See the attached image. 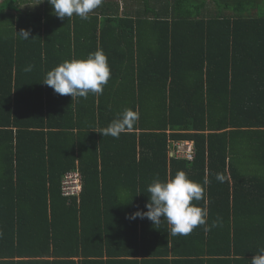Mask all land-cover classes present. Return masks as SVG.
Masks as SVG:
<instances>
[{
	"label": "trees",
	"instance_id": "trees-1",
	"mask_svg": "<svg viewBox=\"0 0 264 264\" xmlns=\"http://www.w3.org/2000/svg\"><path fill=\"white\" fill-rule=\"evenodd\" d=\"M129 1L61 19L47 0H0V264H250L264 248V0ZM97 49L102 94L43 83ZM128 108L134 126L103 136ZM187 141L192 161L169 156ZM179 170L204 186L193 203L210 230L130 219ZM72 172L82 190L69 196Z\"/></svg>",
	"mask_w": 264,
	"mask_h": 264
},
{
	"label": "clouds",
	"instance_id": "clouds-1",
	"mask_svg": "<svg viewBox=\"0 0 264 264\" xmlns=\"http://www.w3.org/2000/svg\"><path fill=\"white\" fill-rule=\"evenodd\" d=\"M53 8V14L57 17L70 19L73 15L81 19H88L89 13L98 8L103 0H47ZM22 39L30 40V30L24 29L17 33ZM32 66L25 68L31 71ZM111 76L108 57L103 49H97L89 53L86 58L65 60L46 74L44 84L53 88L59 95H71L87 98L89 93L102 94ZM139 119L138 110L125 109L118 114L110 124L103 129V136L110 135L119 138L126 130L131 129ZM216 179L224 181L222 173H218ZM207 184V180L204 182ZM149 202L147 211L138 210L131 214L130 219L147 218L154 224L166 219L169 226V234L172 236H187L198 226L203 225L207 233L210 227L207 225L208 210L193 203L204 196V186L193 181L185 171L179 170L174 177L161 180L157 176L147 188ZM217 226L214 221L212 227ZM250 264H264V248L259 249L250 260Z\"/></svg>",
	"mask_w": 264,
	"mask_h": 264
},
{
	"label": "built area",
	"instance_id": "built-area-1",
	"mask_svg": "<svg viewBox=\"0 0 264 264\" xmlns=\"http://www.w3.org/2000/svg\"><path fill=\"white\" fill-rule=\"evenodd\" d=\"M195 156L194 144L192 142H175L170 151L171 158H184L193 160ZM81 174L78 172L68 173L64 178L63 189L65 195L74 196L82 190Z\"/></svg>",
	"mask_w": 264,
	"mask_h": 264
},
{
	"label": "rangeland",
	"instance_id": "rangeland-1",
	"mask_svg": "<svg viewBox=\"0 0 264 264\" xmlns=\"http://www.w3.org/2000/svg\"><path fill=\"white\" fill-rule=\"evenodd\" d=\"M37 3H39V2H37ZM29 6H33V3H30V0H29V4H28ZM210 6H211V8L212 9H216L212 4H210ZM28 6L27 5H23V9H26Z\"/></svg>",
	"mask_w": 264,
	"mask_h": 264
},
{
	"label": "crops",
	"instance_id": "crops-1",
	"mask_svg": "<svg viewBox=\"0 0 264 264\" xmlns=\"http://www.w3.org/2000/svg\"><path fill=\"white\" fill-rule=\"evenodd\" d=\"M127 1H128V7L131 8V3H130V1H129V0H127ZM172 146H173V142H171V144H170L169 156H170V151H171V149H172ZM77 167H78V166H77Z\"/></svg>",
	"mask_w": 264,
	"mask_h": 264
}]
</instances>
